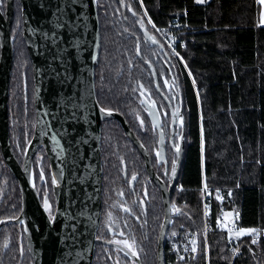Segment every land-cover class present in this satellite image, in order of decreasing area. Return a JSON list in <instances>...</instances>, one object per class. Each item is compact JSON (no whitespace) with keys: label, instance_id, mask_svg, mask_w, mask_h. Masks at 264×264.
Segmentation results:
<instances>
[{"label":"trees","instance_id":"obj_1","mask_svg":"<svg viewBox=\"0 0 264 264\" xmlns=\"http://www.w3.org/2000/svg\"><path fill=\"white\" fill-rule=\"evenodd\" d=\"M5 1L0 0V6ZM127 2L131 10L124 14L118 0H97L101 52L95 70L96 97L105 110L120 111L129 118L135 107V85L140 78H148L144 72L147 68L134 57L136 41L133 35L142 38L135 17H143L154 33L153 25L166 29L173 21L179 24L175 29L180 39L177 49L185 64L177 60V83L184 108L185 145L178 178L181 188H176L171 198L179 202L182 212L175 216L173 228L179 224L196 227L202 223L199 192L202 155L208 184L230 191L231 204L241 209V224L264 227V25L260 24L259 2ZM14 10L11 27L14 61L9 101L13 106L11 128L16 137L13 144L21 157L34 133V80L23 38L19 0H14ZM149 47L150 51L144 50L143 45L148 55L155 51V46ZM152 89L156 93L154 87ZM101 154L103 201L122 183L118 157H123L129 168L137 169L142 182L145 180L143 158L117 120L102 123ZM32 168L38 194L43 201L48 193L47 210L53 214L56 204L50 163L43 147L35 154ZM2 180L7 182L8 192L0 207V220L15 218L21 211V190L0 154V184ZM153 187L151 241L143 264H157V239L163 210L161 194L155 185ZM209 240L211 264H264V239L254 242L244 236L233 249L222 233H210ZM4 251V264H33L25 235L16 223L1 226L0 264ZM117 259L122 264H129L131 260L118 249L96 245L93 264H116Z\"/></svg>","mask_w":264,"mask_h":264},{"label":"water","instance_id":"obj_2","mask_svg":"<svg viewBox=\"0 0 264 264\" xmlns=\"http://www.w3.org/2000/svg\"><path fill=\"white\" fill-rule=\"evenodd\" d=\"M23 38L32 62L35 127L22 163L16 158L9 136L8 96L14 46V0L0 9V148L4 161L18 180L21 211L17 218L0 222L23 224L33 264H93L96 245L117 246L139 264L140 260L118 243L97 236L102 217V123L116 119L146 158L153 181L162 189L164 218L158 236V264H164L165 236L170 223L172 188L182 164L185 141L174 145L178 116L172 115L171 146L177 161L167 189L151 166L150 157L126 118L119 111L102 108L95 92V70L101 52L97 0H19ZM123 10L126 5L118 0ZM152 40V39H151ZM161 47L160 42L152 40ZM140 55V41H138ZM155 77L154 66L145 62ZM145 102L159 131V157L166 143L155 103ZM184 135V133H183ZM182 135V136H183ZM44 148L50 163L55 210L48 212V193L42 201L34 184L33 158ZM179 149V151H177ZM47 202V205H46Z\"/></svg>","mask_w":264,"mask_h":264},{"label":"flooded vegetation","instance_id":"obj_3","mask_svg":"<svg viewBox=\"0 0 264 264\" xmlns=\"http://www.w3.org/2000/svg\"><path fill=\"white\" fill-rule=\"evenodd\" d=\"M122 1L126 5L124 14H127V11L131 10V5L128 4L127 0H122ZM5 6H6V1L3 6L2 5L0 6V9L3 12H5ZM135 18L138 27L140 29L139 31L142 34V38L137 34L133 35L136 41V45H135L136 50L134 53V57L147 68L146 70H144V72L148 78L145 77V79L142 80L140 78V80L135 85L133 91L135 98V107L132 108V112L129 118L123 112L120 111L119 112L124 115L131 129L136 134L142 145L145 147L148 156L150 157L151 166L153 170L155 171L157 176L162 180L164 186L168 189L173 180L171 177L173 165L176 166V161H177L176 153L172 148L170 142L171 134H172V125H171L172 115L175 114L176 116H178V120L174 128L175 131L174 145L178 146L182 137L183 140L185 137L183 135L184 133L183 101L177 83L178 81L177 76L179 69V63L177 60L178 59L181 60V59L178 56L176 57L167 47V45H165L162 42V40H160V38L156 36V34L151 30L150 26L146 23L143 17L137 15ZM141 23H143V27H141ZM152 38H154L156 42L157 41L160 42L163 47L157 44H153ZM138 41H140V55H138ZM143 45H144V50H148V51H150L151 48L149 46L153 45L155 46L154 48L155 51H153L151 54L148 55L143 50ZM145 62H150L154 66L158 76L159 86L156 85V80L151 68L147 64H145ZM133 63L134 62H132V64ZM152 87H154L156 93H154ZM9 95H10V87H9ZM9 100L10 99L8 96L9 136H10L11 147L13 149L16 158L22 163L24 152L21 157H18L13 144L14 143L13 141L14 139L16 140V137H13V134L15 133L11 128L12 126L11 113L13 111V106L12 104H10ZM143 100L148 102L150 106H152V103H155L158 109V113L160 116V127L164 134V139L166 143L165 154L162 157H159L158 154L160 134L157 127L154 125L148 113L147 107L145 106V102H143ZM141 121H143V123H141ZM17 132L19 135L18 130ZM124 133L126 134L125 131ZM126 136L130 140L127 134ZM143 140L146 141V144L143 143ZM130 142L133 144V146L136 148L138 153L143 158V163H144L143 167L145 169L146 178L142 182L139 179L140 174L137 171V169H135L132 166L129 168L128 164L126 163V160L123 157H118L119 171L120 174H122L123 176L122 183L115 186L113 192L110 193V195L105 201H103V192H102V217L98 232L100 234L99 238L106 241L118 243L131 253L135 252L136 255L134 256L140 260L141 264H143L144 253L146 252V249L150 246L149 243L151 241V236H150L152 232L151 215L153 210L152 191L154 189L153 187L154 185L157 188L156 190L159 191L161 194L162 210H163L162 220H161L162 222L164 218L165 208H164V202L162 196V189L153 181L146 164V158L141 154L138 147L131 140ZM0 154L4 164L6 165L1 152V148H0ZM179 173H178V178H179ZM133 177L135 178L133 179ZM178 178L172 188V192L170 195L169 209L171 212V217H170V223L167 229V233L165 236L164 264L167 263V258H168L167 236L171 231L170 230L171 227L173 228L175 216H178L182 212L179 202L177 200L171 199L174 190L176 188L177 190L181 188L178 185ZM7 192H8V184L5 180H2L0 184V207L4 202ZM173 202H176L177 204V207L174 211L171 208V204ZM15 218H8V219H15ZM3 220L6 219H1L0 222ZM8 223L18 224V226L22 228L23 234L25 235L24 227L22 223L20 222H8ZM3 224L6 223H2V225ZM161 225H160V229H161ZM120 239H126L129 242V244L132 245V248L129 249L125 245V243L120 241ZM100 244L103 246L120 250L124 256H127L131 259L129 261V264H139L135 259H133L129 254H127L121 248L105 243H100ZM157 249H158V239H157ZM4 262H5V251L2 252L1 264H4ZM115 263L122 264L119 259H117ZM157 264H158V257H157Z\"/></svg>","mask_w":264,"mask_h":264},{"label":"built area","instance_id":"obj_4","mask_svg":"<svg viewBox=\"0 0 264 264\" xmlns=\"http://www.w3.org/2000/svg\"><path fill=\"white\" fill-rule=\"evenodd\" d=\"M153 27L156 36L183 61L180 56L181 53L177 49L180 39L175 31L176 28H179V24L173 21L165 31L154 25ZM202 167V182L199 189L201 226L186 227L184 224H179L171 229L167 236L168 258L166 264H211L209 234L212 232L222 233L231 249L234 248L238 239L244 236H249L254 242L264 239V227H245L241 224V209L231 204L230 191L213 188L208 184L203 155ZM176 207V202H173L171 204L172 210L174 211Z\"/></svg>","mask_w":264,"mask_h":264},{"label":"crops","instance_id":"obj_5","mask_svg":"<svg viewBox=\"0 0 264 264\" xmlns=\"http://www.w3.org/2000/svg\"><path fill=\"white\" fill-rule=\"evenodd\" d=\"M198 2H202L201 0H197ZM260 4V24L264 25V0H257Z\"/></svg>","mask_w":264,"mask_h":264},{"label":"snow or ice","instance_id":"obj_6","mask_svg":"<svg viewBox=\"0 0 264 264\" xmlns=\"http://www.w3.org/2000/svg\"><path fill=\"white\" fill-rule=\"evenodd\" d=\"M141 27H143V23H141ZM153 40H154V38H152ZM141 123H143V121H141ZM177 151H179V149H177ZM174 168H175V165H173V170H174ZM135 177H133V179H134ZM46 205H47V202H46ZM243 231V230H242ZM250 231H255V230H250ZM124 243H125V245L129 248V249H131L132 248V245L131 244H128V242L127 241H124ZM193 243H195V241H193ZM132 255H136V253L135 252H132Z\"/></svg>","mask_w":264,"mask_h":264},{"label":"rangeland","instance_id":"obj_7","mask_svg":"<svg viewBox=\"0 0 264 264\" xmlns=\"http://www.w3.org/2000/svg\"><path fill=\"white\" fill-rule=\"evenodd\" d=\"M201 1H203V0H201ZM143 8V7H142ZM144 10V9H143ZM144 13L145 14H147L146 13V11L144 10ZM164 31H165V29H164ZM166 33V32H165ZM165 33H163L164 35H166ZM175 55V54H174ZM176 56V55H175ZM180 56H181V58L183 59V57H182V55L180 54ZM177 57V56H176ZM184 64H185V61H184V59H183V61H182ZM48 210H49V208H48ZM50 215H52V214H50ZM196 226V225H195ZM201 226V224L199 225V226H197V227H200ZM190 227H192V226H190ZM239 240V239H238ZM120 241H122L123 243H124V241H127L126 239H120ZM128 242V241H127ZM128 244H129V242H128ZM236 247V245L234 246V248ZM209 250H210V244H209ZM211 260V259H210Z\"/></svg>","mask_w":264,"mask_h":264}]
</instances>
